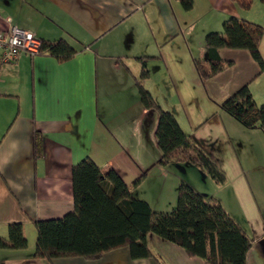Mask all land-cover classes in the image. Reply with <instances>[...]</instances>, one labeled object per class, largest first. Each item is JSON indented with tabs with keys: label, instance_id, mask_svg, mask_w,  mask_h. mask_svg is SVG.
Wrapping results in <instances>:
<instances>
[{
	"label": "crops",
	"instance_id": "0c3cea01",
	"mask_svg": "<svg viewBox=\"0 0 264 264\" xmlns=\"http://www.w3.org/2000/svg\"><path fill=\"white\" fill-rule=\"evenodd\" d=\"M245 1H251L248 9L234 0H192L185 11L178 0H0V30L16 26L42 41L63 39L76 51L65 62L22 55L0 69V237L7 239L9 224L21 223L27 240L24 250L0 249V264H204L152 234L146 237L148 258H132L128 247L96 259L34 257L33 223L61 219L74 209L75 165L90 159L102 172L114 170L130 187L160 159L158 114L143 107L137 83L224 176L217 184L204 171L199 176L203 189L187 184L204 200L216 199L243 229L251 241L246 264H264V166H251L252 157L264 153V135L238 123L239 130L219 108L244 86L262 105L264 71L246 50L210 52L205 42L208 34L222 33L231 17L264 30V5ZM258 50L264 61V32ZM194 61L206 68L216 61L232 65L202 81ZM35 132L43 139L37 158ZM246 134L255 143L245 140ZM181 164L175 166L185 172ZM156 170L162 176L164 169ZM172 171L168 166L167 179L173 180ZM176 177L177 198L183 181ZM148 179L130 188L131 195L155 213H169L176 199L169 211L159 209L172 196L164 181L161 187L154 183L155 195L140 193Z\"/></svg>",
	"mask_w": 264,
	"mask_h": 264
},
{
	"label": "trees",
	"instance_id": "16d2710c",
	"mask_svg": "<svg viewBox=\"0 0 264 264\" xmlns=\"http://www.w3.org/2000/svg\"><path fill=\"white\" fill-rule=\"evenodd\" d=\"M185 11L192 8V0H178ZM243 9L251 1L234 0ZM264 5V0H260ZM259 25L237 18L223 23L222 33H211L205 42L208 51L219 49L246 50L264 71V61L258 50L263 35ZM42 41V40H41ZM76 51L65 40L42 41L39 56L48 55L59 62L70 60ZM231 62H210L206 68L194 61L196 72L206 81L231 66ZM147 77L142 70L140 79ZM140 101L145 109L158 114L155 139L160 150L158 165L186 163L199 165L215 183L223 184L224 176L214 163L184 133L175 117L162 110L141 84L137 83ZM220 110L243 128L257 129L264 135V103L257 106L248 86L229 96ZM42 137L33 135L34 157L43 153ZM178 159L179 162L176 161ZM144 175V174H143ZM139 180L128 187L112 169L102 172L90 159L72 168V196L74 209L61 219L35 221L36 242L34 257L51 261L58 258L83 257L96 259L102 253L128 247L134 259L148 258L150 252L146 237L155 235L182 248L190 257H197L204 264H246L251 246L243 229L226 213L220 203L204 198L188 184L177 189L174 208L169 213H155L147 203L131 195ZM7 239L0 237V249L24 250L27 240L21 223L8 225Z\"/></svg>",
	"mask_w": 264,
	"mask_h": 264
},
{
	"label": "rangeland",
	"instance_id": "374dc122",
	"mask_svg": "<svg viewBox=\"0 0 264 264\" xmlns=\"http://www.w3.org/2000/svg\"><path fill=\"white\" fill-rule=\"evenodd\" d=\"M233 123L235 125H238V123H236L235 120L233 121ZM238 127H239V130H241L242 127L239 125H238ZM245 130H247V129H245ZM243 133H245V132H243ZM245 137H246L245 140L248 141V139H252V141H253L252 135L246 134ZM232 141L236 142L238 144L239 141H238L236 135H232ZM253 142L255 143V141H253ZM245 144L247 145V143H245ZM263 155H264V153H263ZM263 155H258L257 157H252V158H254L253 160H251V162H252L251 166L253 168L258 167V166H262V165L264 166V156ZM248 158L250 159L251 157H248ZM176 161L179 162L178 159H176ZM157 162H158V160H156L155 162L152 161L148 166L149 169L147 168L145 171H143L144 175L141 176L138 185H140L142 183L143 179H145V177L147 175H150L151 179H148V181L143 186H141V187L139 186L140 187L139 190H140V193L144 192L145 194L155 195L156 188L153 187L154 183L155 184L158 183L159 187H161V185H163L164 182L166 183L167 187L165 188V192L168 191V189H169L172 193V196L164 198L163 202H162L163 204L161 206H159L160 207L159 209H162L164 212L169 211V208L171 206H173L175 203L176 197L173 193V189H174V185H175L176 181H179V179L176 177V175L177 176L180 175L183 183L187 184V181H190L191 183H193V185L197 186L198 188L203 189V186L199 183V176H201L200 174H202V173L204 174L205 170L202 169L201 167H200V169H201L200 170V169H197L196 167L192 168V165H190V166L188 164L182 165L181 162H179L184 167L183 170L185 169L184 170L185 172H182L176 168V166L173 162L169 163L168 165H165V166L158 165ZM157 166L162 167L164 169V171L161 173L163 177L160 176V172L156 170ZM168 166H169V169L171 171L173 170L172 171L173 173H171L173 180L171 179V177H168V179H167L166 176L164 175V173L167 171ZM260 174L263 177L264 176V170H261Z\"/></svg>",
	"mask_w": 264,
	"mask_h": 264
},
{
	"label": "built area",
	"instance_id": "2783aa9c",
	"mask_svg": "<svg viewBox=\"0 0 264 264\" xmlns=\"http://www.w3.org/2000/svg\"><path fill=\"white\" fill-rule=\"evenodd\" d=\"M41 43L31 32L16 26L0 30V69L3 65L14 64L22 55L38 57Z\"/></svg>",
	"mask_w": 264,
	"mask_h": 264
}]
</instances>
